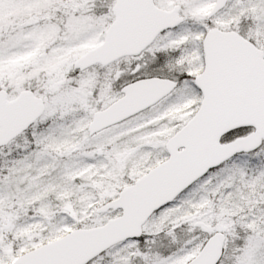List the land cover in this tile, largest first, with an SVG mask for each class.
I'll list each match as a JSON object with an SVG mask.
<instances>
[{"label":"snow or ice","instance_id":"6c2138e0","mask_svg":"<svg viewBox=\"0 0 264 264\" xmlns=\"http://www.w3.org/2000/svg\"><path fill=\"white\" fill-rule=\"evenodd\" d=\"M0 264H264V0H0Z\"/></svg>","mask_w":264,"mask_h":264}]
</instances>
